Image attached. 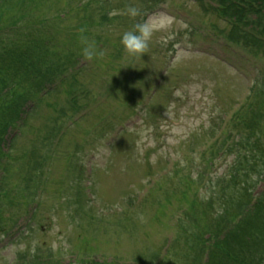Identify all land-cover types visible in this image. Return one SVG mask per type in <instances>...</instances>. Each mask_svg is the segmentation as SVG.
Wrapping results in <instances>:
<instances>
[{"label": "rangeland", "instance_id": "374dc122", "mask_svg": "<svg viewBox=\"0 0 264 264\" xmlns=\"http://www.w3.org/2000/svg\"><path fill=\"white\" fill-rule=\"evenodd\" d=\"M145 1L23 0L22 23L33 18L39 36L44 23L52 49L68 60L63 82L36 101L3 159L0 264H189L185 237L239 197L243 176L229 180V149L245 135L233 119L249 121L254 88L264 87V21L250 32L263 44L252 46L244 24L237 42L227 38L233 18L207 7L210 0H161L144 15ZM132 4L136 17L124 10ZM11 7V17L21 15ZM108 9L117 19L94 25ZM130 18L166 25L141 57L120 44ZM32 32L19 25L7 38H27L28 47ZM82 38L103 55L86 60ZM246 159L243 185L257 195L264 177L257 158ZM193 200L209 207L204 215L196 208V221Z\"/></svg>", "mask_w": 264, "mask_h": 264}, {"label": "trees", "instance_id": "16d2710c", "mask_svg": "<svg viewBox=\"0 0 264 264\" xmlns=\"http://www.w3.org/2000/svg\"><path fill=\"white\" fill-rule=\"evenodd\" d=\"M159 1L161 0H146L142 8L144 15ZM218 1L221 4L218 9H214L208 4L205 5L217 11L219 15H228L233 18L232 29L227 35V38L232 42L235 40L237 42L238 39L234 38L238 37V35H235V31H240L239 27L243 24V26H248L252 30L251 25L254 23L261 25L264 21V13L262 12L264 10V0ZM22 3H24L23 0H0V169L3 166V159L9 154L7 149L13 142L15 131L23 126L30 109L42 97L44 88H49L55 85L56 82L58 85L63 82L60 79L65 76L63 74L65 70L64 62L68 60L67 54H61L52 49L54 46L50 39L52 35L50 36L48 32L47 37H45L44 23L40 24L42 26L38 25L40 36L33 28L35 23L33 18H28V23L31 24L25 25V23H22L25 16L29 15L28 13L24 15V7H21ZM11 6L22 10L21 15L11 17L13 13ZM131 6L134 7L133 4ZM36 7L33 6V9ZM100 8H105V6L100 5ZM124 10L127 11V9ZM109 12L110 9L94 25H101L102 22L109 23L112 19H117V17H114L115 15L108 16ZM248 14L250 15L249 18L246 16ZM254 14L259 18L258 21L251 20V16ZM130 19L132 26L136 24V19ZM91 21L90 19L88 23L85 22L88 24L87 26L92 25ZM19 25L25 30L30 28L36 32V35L32 32L35 38L29 40V51L27 50L28 47L25 46L27 38L25 40H10L7 38V36H10L9 33ZM52 29H54L53 26L48 30L51 32ZM87 35L88 33L79 37L85 38ZM242 36L243 40L252 43V46L255 43L263 44L252 33L243 32ZM72 39L78 40L77 38ZM116 46L114 53L117 52L118 54L122 47ZM67 48L71 50V47ZM263 88H257V85L254 88V97L257 102L248 106V110L244 112V114L250 115L249 121L244 123V119H246L244 115L237 118L238 113L235 114V119H233L242 122L240 124L241 129L238 131L245 136L229 149V152L234 155L235 163V173L232 175L231 172L229 180L232 177V182H234L236 178L240 177V174L243 176L242 179L240 177L241 181H239L241 188L238 189L241 190V193L236 200L226 199L224 201L225 208L219 214L218 219L213 220V222L208 219L209 223L203 222L202 228H197L196 232H190L191 234L185 237L186 243H190L188 247L194 257V260L189 264H264V188L257 195H253L247 185H243L245 182L244 177H249V170L246 169L249 164L246 158L250 161L255 157L257 158V161H252L258 166L256 175H263L264 177V155H261L262 151L259 150L258 145L261 142L258 137L264 140V132L261 130L258 137L256 135V129L260 123L259 118L264 121ZM235 124L233 128H236L237 123ZM10 132H12V137L10 134L8 136L10 141L6 142L7 134ZM262 150L264 151V149ZM254 153L260 154V156L253 155ZM16 194L24 198L22 188H18ZM3 195L4 192H2L1 198ZM193 204L194 206L191 209L193 210V218L196 221L198 216L206 214V209L209 207H201L202 205L196 200H193ZM196 208L200 210V215L196 214L198 212ZM214 222L215 224H213ZM220 222L223 225L218 227ZM196 224L194 225L197 227ZM205 234H208V237H205Z\"/></svg>", "mask_w": 264, "mask_h": 264}, {"label": "clouds", "instance_id": "9594fccd", "mask_svg": "<svg viewBox=\"0 0 264 264\" xmlns=\"http://www.w3.org/2000/svg\"><path fill=\"white\" fill-rule=\"evenodd\" d=\"M117 14L119 13L116 10L110 13V15ZM127 14L131 17H136L138 15V10L135 7H130L127 9ZM165 26V22L163 21H149L142 24H134L130 30L125 31L121 35L120 44L129 55H140L141 57L142 53H146L153 32ZM82 41L84 47L81 54L86 60H92L103 55L102 52H98L94 45L87 42L86 39L82 38Z\"/></svg>", "mask_w": 264, "mask_h": 264}]
</instances>
